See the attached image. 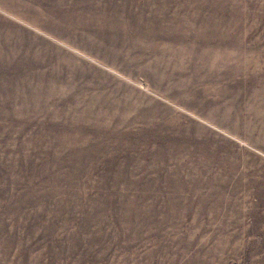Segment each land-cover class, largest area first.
Returning <instances> with one entry per match:
<instances>
[{
	"label": "rangeland",
	"instance_id": "374dc122",
	"mask_svg": "<svg viewBox=\"0 0 264 264\" xmlns=\"http://www.w3.org/2000/svg\"><path fill=\"white\" fill-rule=\"evenodd\" d=\"M0 264H264V0H0Z\"/></svg>",
	"mask_w": 264,
	"mask_h": 264
}]
</instances>
